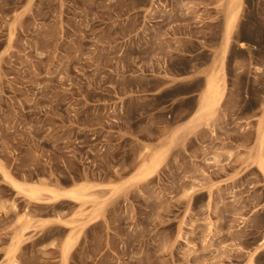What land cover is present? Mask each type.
<instances>
[{
    "label": "rangeland",
    "instance_id": "374dc122",
    "mask_svg": "<svg viewBox=\"0 0 264 264\" xmlns=\"http://www.w3.org/2000/svg\"><path fill=\"white\" fill-rule=\"evenodd\" d=\"M222 8L0 0V264H264V0H244L222 107L182 127Z\"/></svg>",
    "mask_w": 264,
    "mask_h": 264
},
{
    "label": "bare ground",
    "instance_id": "6f19581e",
    "mask_svg": "<svg viewBox=\"0 0 264 264\" xmlns=\"http://www.w3.org/2000/svg\"><path fill=\"white\" fill-rule=\"evenodd\" d=\"M244 10V0H223V33L221 46L219 47L218 57L215 64L205 71L204 81L201 86L197 98V105L192 115L187 119L182 127L192 129L209 121L222 107L228 92L227 87V72L226 65L228 55L231 50L233 41L236 39V32L240 23V18ZM241 48H245V42H240ZM182 127H178L181 129ZM257 148L254 154V159L259 169L264 172V102L263 110L257 122ZM162 161V155L152 154L146 158L139 166L137 175L141 178L152 174ZM18 186V185H17ZM19 187V186H18ZM21 189L28 191L32 197H37L41 194L42 189L36 186H30L28 188L21 187ZM50 192L58 196L59 193L56 190L49 189ZM65 195L71 196L76 199L85 198L88 193L84 188L79 187L72 189ZM72 246L71 242H67L64 246V254L67 255Z\"/></svg>",
    "mask_w": 264,
    "mask_h": 264
}]
</instances>
